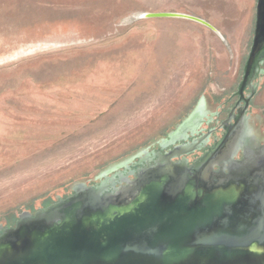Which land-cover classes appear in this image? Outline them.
Listing matches in <instances>:
<instances>
[{
  "label": "rangeland",
  "instance_id": "rangeland-1",
  "mask_svg": "<svg viewBox=\"0 0 264 264\" xmlns=\"http://www.w3.org/2000/svg\"><path fill=\"white\" fill-rule=\"evenodd\" d=\"M256 6L257 0H0V227L72 196L76 184L94 187L108 168L156 149L202 99V111L215 112L245 74ZM144 13L190 15L219 35L193 21L140 18ZM263 79H256L253 119Z\"/></svg>",
  "mask_w": 264,
  "mask_h": 264
},
{
  "label": "water",
  "instance_id": "water-1",
  "mask_svg": "<svg viewBox=\"0 0 264 264\" xmlns=\"http://www.w3.org/2000/svg\"><path fill=\"white\" fill-rule=\"evenodd\" d=\"M139 17L193 21L219 35L204 20L186 14ZM251 48L248 64L255 51L264 49V0H257ZM203 107L204 99L183 124ZM251 127L264 138V79ZM173 134L169 144L180 140ZM237 144L229 145L227 153H205L210 145L187 160L180 157L202 147L176 146L132 187L115 193L76 184L72 196L33 215L23 213L14 227H0V264H264V156L238 162L234 174L210 181L216 159L234 156ZM201 163L204 172L193 176Z\"/></svg>",
  "mask_w": 264,
  "mask_h": 264
},
{
  "label": "flooded vegetation",
  "instance_id": "flooded-vegetation-1",
  "mask_svg": "<svg viewBox=\"0 0 264 264\" xmlns=\"http://www.w3.org/2000/svg\"><path fill=\"white\" fill-rule=\"evenodd\" d=\"M262 57L264 58V49L255 51L253 61L251 64L247 63L245 67L244 73H247L246 79L244 80L243 76L236 91L232 93L225 102L220 103L216 107L215 112L204 113L201 109L200 113L197 114V121H195V119L189 124L190 126L182 130L181 133L179 132V134H177L175 138H179L180 140L176 141L174 144H169L171 141L170 134L167 139L157 142L156 149L149 150L148 152L142 151L140 154L134 155L132 158L126 159L122 163L108 168L100 176V180L93 185L94 188L104 187L105 190L103 191V194H107L115 193L116 191H120L122 188L132 187L130 183L137 181L139 175H142L144 171L149 170L150 168H156L157 165L161 163L159 156H165L169 152L173 151L176 146L183 148L190 147L195 144L203 147L209 139L213 142L212 147H209L205 153L215 152L216 150L218 152L221 151L227 153L228 150L226 149L230 148L229 145L233 146L235 140L238 142V148L234 156H229L228 154L221 156V153H219V158H217L216 162L213 164V167L215 168L214 170L217 171L214 176H211L210 181L213 182H216L218 180L217 178L223 174H234L239 168L238 162L250 159L256 160L261 154L264 156V152L262 150L264 149V138L262 139L261 137H258L256 133L254 134V130L251 127V125H253V118L249 114L250 108L256 103V79L258 76L264 75V70H260L259 68L262 65L264 66V59L259 62ZM240 87H242L241 90ZM245 91L247 92L245 93ZM231 97H234L236 100L229 107V109H227V111L223 110V105L229 101ZM222 115H225V119L217 124H214L217 126L205 131H201L199 129V125H210ZM219 128L222 133L219 137H215L213 133H215V131ZM191 130H193L194 133H191ZM176 143L179 144L177 145ZM203 155H201V157ZM186 156L187 155L181 156L180 159H186ZM178 161L179 159H172V162L174 163H177ZM196 170L197 171H194V169L192 170L193 176L195 174L194 172H198V176L202 174V171L204 172V170H202V163ZM17 220L18 218L10 227H14Z\"/></svg>",
  "mask_w": 264,
  "mask_h": 264
},
{
  "label": "bare ground",
  "instance_id": "bare-ground-1",
  "mask_svg": "<svg viewBox=\"0 0 264 264\" xmlns=\"http://www.w3.org/2000/svg\"><path fill=\"white\" fill-rule=\"evenodd\" d=\"M199 113H200V110L197 111L196 115H195L191 120H189L188 122H186L185 124H183L184 126H181V127L178 129L177 133H176V134H175V133L173 134L172 138H175V137L177 136V134H179V132L181 133L182 130H184V129H186L188 126H190L189 124L192 123V121H194L195 118L198 117L197 114H199ZM184 136H185V135H184ZM185 137H186V136H185Z\"/></svg>",
  "mask_w": 264,
  "mask_h": 264
},
{
  "label": "trees",
  "instance_id": "trees-1",
  "mask_svg": "<svg viewBox=\"0 0 264 264\" xmlns=\"http://www.w3.org/2000/svg\"><path fill=\"white\" fill-rule=\"evenodd\" d=\"M14 221H15V219L9 222V224H8L9 227L12 226V225L14 224Z\"/></svg>",
  "mask_w": 264,
  "mask_h": 264
}]
</instances>
